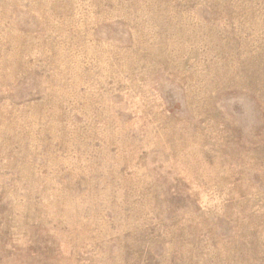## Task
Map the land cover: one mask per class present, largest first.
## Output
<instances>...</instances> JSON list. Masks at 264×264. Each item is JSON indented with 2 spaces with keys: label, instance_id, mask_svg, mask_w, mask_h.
Segmentation results:
<instances>
[{
  "label": "rangeland",
  "instance_id": "374dc122",
  "mask_svg": "<svg viewBox=\"0 0 264 264\" xmlns=\"http://www.w3.org/2000/svg\"><path fill=\"white\" fill-rule=\"evenodd\" d=\"M0 264H264V0H0Z\"/></svg>",
  "mask_w": 264,
  "mask_h": 264
}]
</instances>
